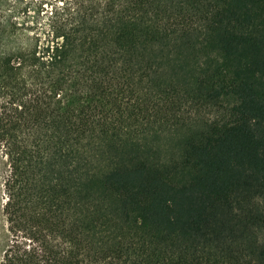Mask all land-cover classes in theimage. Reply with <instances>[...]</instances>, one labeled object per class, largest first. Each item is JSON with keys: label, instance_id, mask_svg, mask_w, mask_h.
Instances as JSON below:
<instances>
[{"label": "trees", "instance_id": "trees-1", "mask_svg": "<svg viewBox=\"0 0 264 264\" xmlns=\"http://www.w3.org/2000/svg\"><path fill=\"white\" fill-rule=\"evenodd\" d=\"M55 1L0 52V264H264V0Z\"/></svg>", "mask_w": 264, "mask_h": 264}, {"label": "rangeland", "instance_id": "rangeland-1", "mask_svg": "<svg viewBox=\"0 0 264 264\" xmlns=\"http://www.w3.org/2000/svg\"><path fill=\"white\" fill-rule=\"evenodd\" d=\"M55 0H0V52L14 50L37 41V24L43 23L41 10H51ZM44 12V11H43ZM9 164L4 149L0 146V263L9 243L10 233L3 205L6 201L5 180Z\"/></svg>", "mask_w": 264, "mask_h": 264}]
</instances>
